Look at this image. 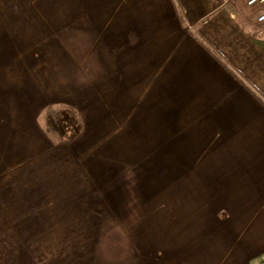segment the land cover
<instances>
[{
  "label": "crops",
  "instance_id": "0c3cea01",
  "mask_svg": "<svg viewBox=\"0 0 264 264\" xmlns=\"http://www.w3.org/2000/svg\"><path fill=\"white\" fill-rule=\"evenodd\" d=\"M258 14L0 0V264H264Z\"/></svg>",
  "mask_w": 264,
  "mask_h": 264
},
{
  "label": "built area",
  "instance_id": "2783aa9c",
  "mask_svg": "<svg viewBox=\"0 0 264 264\" xmlns=\"http://www.w3.org/2000/svg\"><path fill=\"white\" fill-rule=\"evenodd\" d=\"M246 4L257 8L259 11L257 20L264 21V0H246Z\"/></svg>",
  "mask_w": 264,
  "mask_h": 264
}]
</instances>
